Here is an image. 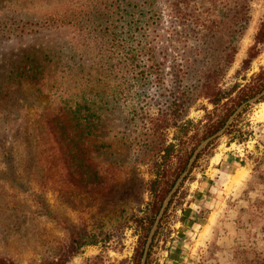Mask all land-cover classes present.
Masks as SVG:
<instances>
[{
  "label": "rangeland",
  "instance_id": "rangeland-1",
  "mask_svg": "<svg viewBox=\"0 0 264 264\" xmlns=\"http://www.w3.org/2000/svg\"><path fill=\"white\" fill-rule=\"evenodd\" d=\"M262 22L264 0H0V261L136 264L140 219L264 82ZM228 128L145 264H264V97Z\"/></svg>",
  "mask_w": 264,
  "mask_h": 264
},
{
  "label": "water",
  "instance_id": "water-1",
  "mask_svg": "<svg viewBox=\"0 0 264 264\" xmlns=\"http://www.w3.org/2000/svg\"><path fill=\"white\" fill-rule=\"evenodd\" d=\"M261 97H264V90L260 91L259 93L255 94L254 96H252L251 98L247 99L246 101H244L243 103H241L232 113L231 115L226 119V121L224 122V124L222 125V127L220 129H218L216 132H214L213 134L209 135L208 137H206L204 140H202L197 147L194 149V151L192 152L190 158L187 161V164L184 168V170L182 171L181 175L178 177V179L176 180V182L174 183V185L171 187V189L169 190L168 194L166 195V197L164 198L160 209L157 213V215L155 216V219L153 221V224L150 228V231L148 233V236L146 238L143 250H142V256H141V260H140V264H145L146 262V257H147V253L150 247V243L152 241L154 232L158 226V223L165 211V208L170 200V198L172 197V195L175 193V191L178 189L179 185L182 183V181L184 180V178L187 176V174L189 173L198 153L201 151V149H203L209 142H211L213 139L221 136L224 134V132L226 131V129L228 128V126L231 124V122L234 120V118L238 115V113L242 110L243 107H245L246 105L249 104H253L256 101H258L259 99H261Z\"/></svg>",
  "mask_w": 264,
  "mask_h": 264
},
{
  "label": "trees",
  "instance_id": "trees-1",
  "mask_svg": "<svg viewBox=\"0 0 264 264\" xmlns=\"http://www.w3.org/2000/svg\"><path fill=\"white\" fill-rule=\"evenodd\" d=\"M167 9L169 10L170 15L174 16L175 18H177V15H176V14L181 13V11H179V9H178V7H177V4H176L175 2H173V1H171V2L168 3V5H167ZM178 11H179V13H178ZM246 15H247V14H245V16H246ZM244 19H247V18H244ZM244 22H245V24H246L247 21L244 20ZM243 26L245 27L246 25L243 24ZM243 26L241 25L240 28H244ZM262 32H264V22H262L261 27H260V29H259V31H258L256 37L259 36ZM203 86H204V88H205V87H206V88L209 87V85H208L207 83H204ZM262 89H264V82L258 81L256 84L252 85L247 91H244V90H243V91L241 92V94H240V98L238 99V101H237L235 107L230 108L229 111H228V112H227V113H226V114H225V115H224L219 121H217L216 123H214V126H213V128L211 129L210 133H214L215 131H217L218 129H220V128L222 127V125L224 124V122H225V120L228 118V116L232 113V111L236 108V106H238V105L240 104V101L244 100L247 96H252V95H254L255 93L261 91ZM221 92H222V90H220V89H217V90H216V92H215V94H214V103H215V104L217 103V101L220 100V98L223 97L222 94H221ZM223 94H224V91H223ZM230 127H231V126H230ZM230 127H229V128H230ZM229 128H228V130L226 131V133H228ZM200 154H201V153H200ZM200 154H199V155H200ZM199 155H198V156H199ZM187 160H188V156L185 158V160L182 161L181 166H180V168H179V172H178L177 174H179V173L184 169V167H185V165H186V163H187ZM167 191H168V189L166 190V192H167ZM166 192H165V193H166ZM164 195H165V194H164ZM164 195L161 196V200H160V201L163 200ZM159 207H160V205L157 207L156 211L154 212V215L157 214V212H158V210H159ZM153 221H154V219H153V218H150V219L148 220V224H147V225H144V223H142V219H140V224H141V226L143 227V229L146 230V231H145V235H146V236H147V234H148V232H149V230H150V228H151V225H152ZM159 226H160V225L158 224V226H157V228H156V231H155L154 235L156 234L157 229L159 228ZM146 236H145V237H146ZM151 244H152V243H151ZM141 254H142V249H141V252L139 253L138 261H137L136 264H139V259H140V257H141ZM148 256H149V253H148ZM147 260H148V257H147ZM146 263H147V262H146ZM0 264H7V263H3V262L0 261ZM8 264H12V263H8Z\"/></svg>",
  "mask_w": 264,
  "mask_h": 264
}]
</instances>
